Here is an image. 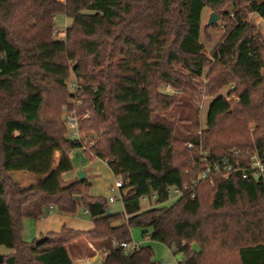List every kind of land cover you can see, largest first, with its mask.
Instances as JSON below:
<instances>
[{"label": "trees", "instance_id": "trees-1", "mask_svg": "<svg viewBox=\"0 0 264 264\" xmlns=\"http://www.w3.org/2000/svg\"><path fill=\"white\" fill-rule=\"evenodd\" d=\"M244 1L264 23V0ZM204 9L227 19L211 59L200 42ZM247 9L238 0H0V248L11 251L0 252V264H72L69 249L82 237L106 254L101 264H161L151 247H119L133 228L182 254L180 264H264V176L190 183L204 169L200 151L241 164L264 156V36ZM58 15L71 19L62 40L53 38ZM70 74L83 81L79 113L89 112L78 123L81 141L66 137L57 109L45 108L51 96L57 108L66 103ZM203 75L211 102L201 128L195 88ZM90 137L88 158L107 162L126 191L120 215L105 216L108 202L89 196L86 181L60 186L61 171L56 191H22L7 171L52 146L68 157ZM189 143L185 172L172 151ZM170 189L182 193L165 205ZM153 195L157 206L142 210L139 199ZM80 200L90 231L62 227L39 246L23 241L24 219L53 207L74 214Z\"/></svg>", "mask_w": 264, "mask_h": 264}, {"label": "rangeland", "instance_id": "rangeland-1", "mask_svg": "<svg viewBox=\"0 0 264 264\" xmlns=\"http://www.w3.org/2000/svg\"><path fill=\"white\" fill-rule=\"evenodd\" d=\"M256 1H261V0H256ZM240 3V8L244 7L247 9V2L244 0H238ZM224 10H229V12H232V9L230 8V4H226L224 7ZM246 12V20L254 25L256 29H259L261 34L264 36V23L262 22V19L257 16L255 13H252L247 9ZM214 13L215 15L218 16V20L213 23L211 26L207 25V22L209 20L210 15ZM233 15H230L231 20L233 19ZM227 20V19H226ZM224 20V16L222 15L221 12L211 10V9H204L203 15H202V31H201V38L200 42L203 44V53L206 57L211 59V52L214 49V47L217 45L219 42V39L223 35L224 32V24L226 22ZM71 23V19H67L63 15H58L55 18L54 21V31H62L58 32V34L53 33V38L57 39H64V34H65V28L68 27ZM208 70V67L204 69V74H206ZM73 74H70L69 79L66 81L65 88L67 93L69 94V98L66 101V103L62 106L57 108V103L59 101H55L53 97L51 96L50 98L52 99L51 101H48L49 104L45 105L46 109H50L51 111L53 109H57L60 122L61 124L64 125L66 130L68 129L66 126V119L71 116L75 110V114L79 119V122L83 119H88L89 117V112H85L84 114L80 115V110L82 109L81 107L83 106V102L85 100L84 98V92H82V85L83 81L81 84V90L79 91L80 94V99L82 101L81 104H77L76 102L73 101L72 97V90H70L69 84L74 80ZM205 75H203L202 79L199 80V84H197L196 90V97L199 98V101L197 102L200 106V112H199V120H200V126L201 128H204L206 125V114L207 110L209 107V103L211 102L209 97H206V92L205 89L201 85L207 84V81L205 79ZM166 86V85H165ZM164 85H159L158 90L159 92L162 93H167V92H175L174 90H167ZM229 88L223 89L221 91V95L226 96ZM179 94V93H177ZM60 95V94H59ZM56 102V103H55ZM78 122V123H79ZM200 131V128L199 130ZM69 131L67 130V135ZM79 134L80 129H79ZM66 135V137H67ZM92 139L96 140L95 137H91ZM61 150V156L62 159L64 160L63 164L61 166H58V157L56 153H52V151L55 150ZM45 150H49L50 154L52 153V158H49L47 156V153ZM172 164L174 167L182 169L184 166H187L189 164V161L187 158H185L184 152H181L179 150H173L172 151ZM88 156H93L89 151L85 152V154L80 150V149H75L71 154L66 157L64 156L62 149L60 148L59 145L57 146H52L47 149L41 150V152H37L35 154H32L31 156H28L25 160L29 161L25 165L21 166V170L24 172L25 177L28 178L29 180L27 181V184L23 186V188H27V190L34 188L35 186L41 188L43 183H46L44 185L45 188L48 189V191H56L58 189V179H57V173L58 171H61L60 176H59V185L60 186H67L70 184H74L75 182H79L77 179V174L80 172H84L87 175V181L86 178L83 181H86L89 185V196L93 197H100L104 199L106 202H108V206L110 209L111 214H122V209H123V204L122 201L117 197L118 192L117 191H111V187H113V184L115 182V178L109 170L108 166L106 163L95 159V158H88ZM49 159H52L53 163L51 164L50 161L45 162ZM47 159V160H45ZM23 160V161H25ZM19 161V162H23ZM16 166V165H15ZM57 166V167H55ZM51 167V171L49 169ZM69 167V168H67ZM58 168V169H55ZM65 172H70V176L67 177L63 175ZM72 176V177H71ZM70 177V178H69ZM36 179H43L41 181H36ZM45 179V181H44ZM20 188V187H19ZM43 189V188H42ZM22 190V189H21ZM25 190V191H27ZM96 195V196H94ZM116 197L114 202L109 203L108 198L109 197ZM171 196H173V192L171 193ZM171 202V201H170ZM169 202V203H170ZM169 203H166L165 205H169ZM147 203L142 202L141 207L146 208ZM48 208H44L43 211H48ZM44 213V212H43ZM52 213L54 214L52 218H57L59 215L63 217L59 229L56 231V233L60 232L61 227H66L70 228L73 230H81V231H89L91 229V218H89L88 214L85 211V206L84 202L81 200L78 201V204L76 206V211L74 214H62L59 213L57 208L53 207L52 208ZM30 220H28L29 223ZM26 222V226L28 225ZM121 221L116 222L115 224H119ZM26 235L28 233V227H26ZM55 232V231H54ZM131 232V243L133 245H137L139 247H151L154 253V259H156L159 263L161 264H180L181 261L183 260V255L180 253H174L173 248L166 247L165 245L158 243V242H152L149 240V238L142 237L140 229L138 228H133L130 230ZM28 236V235H27ZM32 240V239H29ZM138 247V248H139ZM195 249L196 246H195ZM72 253L73 256H76V254L79 252L81 255H86L90 256L92 253L98 251L92 243L90 244L88 240L84 237L81 239H78L75 244H72V246L69 249ZM77 250H79L77 252ZM0 252L2 254H11V251H8L5 248H0Z\"/></svg>", "mask_w": 264, "mask_h": 264}, {"label": "built area", "instance_id": "built-area-1", "mask_svg": "<svg viewBox=\"0 0 264 264\" xmlns=\"http://www.w3.org/2000/svg\"><path fill=\"white\" fill-rule=\"evenodd\" d=\"M65 30V29H64ZM58 30L54 31V34H58ZM81 84L82 81L78 78H74V80L69 84L70 90H72L73 94V101L76 102L77 104H81L82 101L80 99V90H81ZM167 90L169 87L165 86ZM167 93H172V92H167ZM229 100V98H226ZM79 119L75 114V110L71 116H69L66 119V126L67 130L69 131L67 138L71 141L73 140H78L81 141L80 139V134H79ZM95 143V140L92 139L91 137L88 138L87 141L82 142V147L80 150L85 153L89 151V148ZM192 144H186L187 150L184 152L185 158L188 159L189 164L187 166H184L182 170H185L187 172L188 170L192 169L193 167V158L192 154L189 151L192 149ZM199 155V162L202 163L204 166V169L199 173L198 177L191 181V186L196 187L200 185V183L204 182H209L212 183V180L215 179V177H219L222 179H228L231 177V175L234 174H239L242 179H247V178H252L253 180H260L264 176V156L260 158L258 155L254 154L249 159L245 164L239 163L237 160L232 159L231 161H228V159H221V160H215V161H209L208 158L206 157V153L203 151H200ZM238 152L233 151L232 155L233 157L237 156ZM123 185L120 179H115V182L113 184V187L111 188V191H117L118 195L117 197L121 200L122 196L125 195L126 191L123 190ZM187 186H184V189H186ZM173 192V196H171V193ZM181 191L177 189H170L168 191L169 198H177L181 196ZM116 197H109L108 201L110 203L114 202ZM142 202H149L155 200V195L151 196L150 198L142 197L139 199ZM113 246H116V243L113 241L112 242ZM120 248H124L126 250H132V249H139L137 245H133L132 243H123L119 245Z\"/></svg>", "mask_w": 264, "mask_h": 264}, {"label": "crops", "instance_id": "crops-1", "mask_svg": "<svg viewBox=\"0 0 264 264\" xmlns=\"http://www.w3.org/2000/svg\"><path fill=\"white\" fill-rule=\"evenodd\" d=\"M45 152L46 153L48 152L47 156H49V158H52V156H51L52 153L53 154L56 153V155L59 156L58 157V164H56V165L61 166L63 164L64 160L62 159V156H61V150L57 149L55 151H52L51 154H50L49 150H47V151L45 150ZM49 158H48V160L45 159V160H47L45 162L50 161V163L52 164L53 161H52V159H49ZM27 162H29V161L25 160L23 162H15V163H11L7 167V171L9 173L10 177H12V179L17 183V185L22 189V191H25V190L28 189V187L27 188H23V186L25 184H27V181L29 179L25 177L24 172L21 170V166L25 165ZM105 163L107 165V162H105ZM55 167H57V166H55ZM50 168L51 167H49V169ZM67 168H69V167H67ZM51 169H50V171H51ZM55 169H58V168H55ZM63 175L64 176L67 175V177H68V176H70V172H65V173H63ZM41 180H43V179H38V180L36 179V181H41ZM44 181H45V179H44ZM86 181H87V175H86ZM43 184L46 185V183H43ZM44 185H42L41 188L47 189V188L44 187ZM0 196H2L1 189H0ZM94 196H96V195H94ZM177 198H169V202L170 201L173 202ZM141 203H142V201H141ZM144 203H147L148 205H147L146 208H142V210H148V209H151V208L157 206L156 200L149 201V202H144ZM122 211H123V209H122ZM109 212H110V209H109ZM53 215L54 214L52 213V208H49L48 211H44L43 217L40 220L36 221V220H33V219H24L23 224H22L23 229H22V234H21L23 241L26 242V243H31V242H34L37 239L43 238L44 236H46L47 233H50V232L56 233V231L60 227L62 219H64V218L61 217V215H59L57 218H52ZM28 220H30L29 223H28ZM26 222L28 223L27 226L25 224ZM91 225H92V220H91ZM26 227H28V233H27L28 236L26 235V230H25ZM92 227H93V225L91 226V228ZM85 232H87V231H85ZM145 238H147V237H145ZM29 239H32V240H29ZM78 251L79 250H77V252ZM69 254L71 256L72 264H101L103 262L104 257L106 256V254L101 252L100 250L92 253V255H90V256L81 255L79 252L76 254V256H73V253L71 251H69Z\"/></svg>", "mask_w": 264, "mask_h": 264}, {"label": "water", "instance_id": "water-1", "mask_svg": "<svg viewBox=\"0 0 264 264\" xmlns=\"http://www.w3.org/2000/svg\"><path fill=\"white\" fill-rule=\"evenodd\" d=\"M218 20V16L215 15L214 13H212L209 17V20L207 22L208 26H211L213 23H215ZM86 178V173L84 172H80L77 174V179L79 182L83 181ZM110 212H109V207L106 208L105 210V216H109ZM46 240V236H44L43 238L37 239L34 241L35 246H39L41 244L44 243V241ZM2 259L0 257V263H1Z\"/></svg>", "mask_w": 264, "mask_h": 264}]
</instances>
